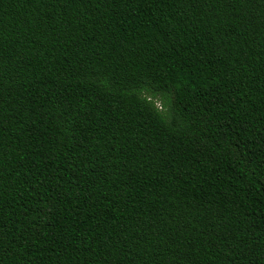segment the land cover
<instances>
[{"label": "trees", "instance_id": "1", "mask_svg": "<svg viewBox=\"0 0 264 264\" xmlns=\"http://www.w3.org/2000/svg\"><path fill=\"white\" fill-rule=\"evenodd\" d=\"M0 264H264V0H0Z\"/></svg>", "mask_w": 264, "mask_h": 264}]
</instances>
